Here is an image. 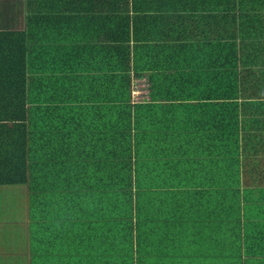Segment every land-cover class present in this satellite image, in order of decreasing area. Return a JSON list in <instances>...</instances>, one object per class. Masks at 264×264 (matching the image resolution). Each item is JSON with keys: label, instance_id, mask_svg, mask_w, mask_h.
I'll return each instance as SVG.
<instances>
[{"label": "crops", "instance_id": "1", "mask_svg": "<svg viewBox=\"0 0 264 264\" xmlns=\"http://www.w3.org/2000/svg\"><path fill=\"white\" fill-rule=\"evenodd\" d=\"M127 2L126 13L131 21L136 16H157L153 24H141L143 29L157 32L140 40L137 59L132 58L150 65L142 72L147 80L145 94L140 98L145 109L140 110L139 134L131 142L130 154L134 160L138 156L140 164L143 226L151 225V215L156 216V230L140 232L139 236L154 240V244L117 251L116 232L113 224L109 225V214L114 213L115 205L103 192H109L115 184L116 139L114 130L110 132V128H115L114 120L99 119L96 109L79 110L82 102L75 100L59 103L58 112H51L50 126H60L51 132V137L31 139L28 180L0 183V264H264V249H247L242 242L246 238H264V185H247L240 178L238 184L227 185L228 200L230 187L238 190L237 218L230 221L227 212H220L200 219V213H193L191 141L193 119L197 118H193V97L173 103L150 97L193 94V87L151 88L152 77L158 84V73L172 75L180 69L153 68L151 64H192L197 60L190 50L193 36L181 38L178 31L193 32L201 25L193 14L206 12L195 10L193 0ZM114 4L115 0H0V61L5 55L23 52L26 62H31V39L35 41L31 16H47L43 19L53 26L44 29L56 38L50 44L61 49L53 57L76 63V72L82 76L78 69L83 62L109 61L98 51L92 54L94 47L106 44L98 39L99 21L93 16L113 15ZM220 11L232 12L221 8ZM83 16L89 19L84 20ZM35 29L41 36L43 28L37 25ZM27 72L31 74L30 69ZM81 84L73 88L75 96L88 97L94 90L100 91L99 87ZM103 87V91L114 90L109 82ZM3 92L0 87V95ZM97 96L93 99L100 100ZM98 104L100 101L97 107ZM12 109L13 103L0 99V115ZM12 122L0 119V127H6L0 141H11L16 135L11 131L9 136ZM82 124L96 129H86ZM163 125L190 129H182L185 134H181L175 129L165 131ZM168 157L171 163H160ZM217 187L226 190L225 185Z\"/></svg>", "mask_w": 264, "mask_h": 264}, {"label": "trees", "instance_id": "2", "mask_svg": "<svg viewBox=\"0 0 264 264\" xmlns=\"http://www.w3.org/2000/svg\"><path fill=\"white\" fill-rule=\"evenodd\" d=\"M114 6L113 15L93 16L99 21L98 39L106 44L100 43L97 49L94 47L92 54L98 51L99 55L108 56L109 61L83 62L78 69L82 76L76 72V63L53 57L61 49L50 44L56 38L44 29L53 26L43 19L47 16H31L34 18L31 20L33 39L38 40L31 39V62H26L23 52L1 59L0 87L4 92L0 99L13 103V109L3 112L0 119L13 121L9 136L11 131L16 135L11 141H0V168L6 170L0 169V183L28 180L31 139L51 137V132L60 129L58 125L50 126V114L58 112L59 103L77 100L82 102L79 110L100 109L95 115L99 119L114 120L115 125L110 128L116 139L115 184L109 192H103L114 201L109 225L114 226L118 251L154 244V240L139 236L140 232L156 230V216L151 215V225L145 223L143 226L144 214L139 204L140 164L138 156L134 160L130 154L131 142L139 134L140 110L145 106H141V97L133 95V86L150 65L132 61V58L137 59L140 40L157 32L145 30L141 24H153L157 16L140 19L136 16L131 21L130 14L126 13L127 0H115ZM193 8L206 12L193 14L201 25L193 28V32L178 33L181 38L193 36V49L190 50L197 60L192 64H151L153 68L178 66L180 69L172 75L164 71L158 73V84L152 75L149 79L151 88L193 87V94H150V97L160 98L162 103L193 97V118L197 117L195 121L193 119V140L190 139L193 147V213H200V219H206L210 214L227 212L231 221V218H237L238 190L230 187L228 200L227 185L238 184L240 178L247 185H264V0H193ZM220 8L232 12H221ZM83 17L89 19V16ZM37 25L43 28L41 36L35 29ZM80 82V86L90 84L99 87L100 91L96 89L88 97L85 94L75 96L73 88ZM107 82L114 90L103 91ZM96 96L100 100L93 99ZM97 101H100L98 107ZM82 117H85L84 113ZM5 128V125L0 127V134H5ZM162 128L169 132L175 129L181 134H185L182 129H190L180 125H163ZM86 129L96 128L87 126ZM171 161L168 157L160 163ZM241 169L243 173H240ZM218 185H225L226 190ZM102 213L103 208H100V216ZM242 242L247 249H264V238H246Z\"/></svg>", "mask_w": 264, "mask_h": 264}, {"label": "rangeland", "instance_id": "3", "mask_svg": "<svg viewBox=\"0 0 264 264\" xmlns=\"http://www.w3.org/2000/svg\"><path fill=\"white\" fill-rule=\"evenodd\" d=\"M147 87V82L144 77L141 78V80L135 81V84L133 86V94L137 97L140 98L141 95L145 94Z\"/></svg>", "mask_w": 264, "mask_h": 264}, {"label": "built area", "instance_id": "4", "mask_svg": "<svg viewBox=\"0 0 264 264\" xmlns=\"http://www.w3.org/2000/svg\"><path fill=\"white\" fill-rule=\"evenodd\" d=\"M134 92V91H133ZM134 95V94H133Z\"/></svg>", "mask_w": 264, "mask_h": 264}]
</instances>
